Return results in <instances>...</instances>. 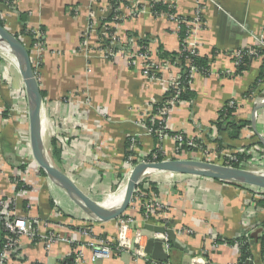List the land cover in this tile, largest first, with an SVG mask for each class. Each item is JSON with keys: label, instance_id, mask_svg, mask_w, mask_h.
Returning <instances> with one entry per match:
<instances>
[{"label": "crops", "instance_id": "0c3cea01", "mask_svg": "<svg viewBox=\"0 0 264 264\" xmlns=\"http://www.w3.org/2000/svg\"><path fill=\"white\" fill-rule=\"evenodd\" d=\"M122 1L128 4L132 0ZM174 2L181 15L195 11V0ZM218 2L220 9L213 4L204 6L201 11L203 24L190 41L199 55L212 59L209 73L194 75L190 85L195 92L193 102L179 103L168 113L167 122L173 131L205 137L209 143H220L222 149L252 146L264 156V146L257 135L264 138L263 106L256 112L255 130L252 128L254 105L264 104L261 100L264 82L259 85L260 93L253 92L252 96L244 98V93L260 74L262 59L254 58L246 70L236 74L231 57V52L237 48L259 44L264 35V0ZM102 8L97 0H17L15 8L5 9V24L11 32L20 30L21 12L27 14L28 30L44 33V49L35 66L42 94L40 129L44 149L52 162L92 199L109 192L118 175L121 181L128 178L130 170L124 164L125 140L137 130V116L147 112L150 103L161 98L171 75L169 69L163 73L164 78L151 80L123 57L109 59L94 36L84 42L82 34L88 16L99 14ZM115 29L122 38L130 31L150 38L154 49L161 46L168 52L179 50L177 24L163 15L155 17L148 10L135 18H126ZM16 88L21 90L20 108L28 111L27 91L16 61L7 53L0 54V159L9 171L19 168L22 182L33 188L22 198L11 181L0 180V196L17 194L22 215L43 218L52 227H58L57 222H60L65 234L74 236L81 244L85 238L73 229L68 232L58 213L78 225L84 223L87 215L61 188L41 174L35 161L28 166L17 161L23 157V151L18 155L16 144L28 131V125L20 123L11 109L10 97ZM231 100L238 106L234 118L250 121V125L241 129L238 138H233L225 125L221 131L212 127L220 109ZM144 141L145 147H152L150 139L144 138ZM140 151L145 152V149ZM153 175L152 180L145 179L155 183L158 197L167 210L147 223L135 210L129 209L127 213L134 220L127 231L130 238L133 239L135 229L146 224H164L175 232L180 245V248L172 246L167 252L170 264H192L194 255L201 251L196 264H226L236 259L244 264L241 256L236 257L231 244L221 243L216 250L208 248L211 235L232 238L241 232L245 194L241 186L197 175L171 176L166 172ZM27 201L33 206L31 210L26 208ZM49 206L58 212L57 216L47 215L49 212L45 209ZM163 216L166 221L161 219ZM119 222L118 219L96 222L94 233L101 239H112L117 235ZM184 229H190L193 235L182 234ZM142 241L145 243L146 239ZM18 248L41 264H61L70 250L69 245L62 242L47 255L40 238L32 242L23 240ZM88 255L87 250L84 264H156L154 260L146 262L134 257L132 251H113L110 258L95 262ZM251 264H260V261L253 256Z\"/></svg>", "mask_w": 264, "mask_h": 264}, {"label": "built area", "instance_id": "2783aa9c", "mask_svg": "<svg viewBox=\"0 0 264 264\" xmlns=\"http://www.w3.org/2000/svg\"><path fill=\"white\" fill-rule=\"evenodd\" d=\"M155 0H132L126 5L119 4L117 8H113L108 0H101L99 3L103 8L98 13H92L88 16V23L86 24L84 33L82 34L83 41L85 42L90 36H94L99 48L106 53L107 57L113 60L114 57H123L127 60L131 66H137L140 68L142 74L151 80L161 79L163 73L167 70H171L170 81L166 85L165 92L172 89V95L166 99L165 103L153 111V104L160 101L150 103V108L147 112H141L137 116L136 127L137 130L128 135L129 146L128 150L135 152L140 156V161L145 160L144 155L150 152L152 149L149 148L147 152H141L138 150V144L140 138H149L152 140V136H156L158 139V145L161 144L160 150L165 155L164 159L173 158H184V159H195L201 161H207L226 166H232V162L238 164L239 168L250 170L259 174H264V156L259 155L256 148L252 146L239 148L235 151L221 149L218 150L215 144L207 142L204 137L189 136L181 131H173L168 125L167 115L168 113L178 105L177 97L180 90V69L175 64H170L168 60L161 59L157 55V49L151 47L150 43L144 45L139 43L145 36H132L131 38H122L116 32V26L124 21L126 18H135L141 12L148 10L152 14V2ZM159 1V0H156ZM163 1V0H160ZM175 0L163 1L168 4L169 7L173 8L174 12L162 14L164 17L175 22L178 26L182 23L187 28V34L184 39L185 49L191 55L199 54L196 50V46L190 41L194 38L197 30L202 26L203 20L201 17V11L206 4H213L220 9V2L218 0H195V11L190 15H181L177 12ZM17 0H2L0 2V18L5 22L7 14L5 9H13L16 7ZM105 13V15H102ZM109 14H113V21L103 22ZM153 15V14H152ZM155 16V15H153ZM156 17V16H155ZM182 17V18H180ZM177 30V31H178ZM34 38L36 41L33 44L26 42L25 38L18 37L22 43L26 46L29 56L31 57L32 64L37 65L41 58V53L44 49V42L40 40L43 36L42 32H35ZM264 35L260 39V44L264 46L263 39ZM114 46H120L118 49H114ZM244 48V47H243ZM242 50L239 49L232 54L234 57V66H237L242 59ZM248 54H256V51L248 47ZM185 66L188 68V75L190 77L189 83H192V79L196 73L207 75L209 73L199 69L192 64L190 59L185 61ZM160 72V76L157 73ZM164 92V93H165ZM20 96L21 90L16 88L12 92L11 98V109L16 119L20 123L28 125V111L20 108ZM229 105L235 106L236 102L231 100ZM6 122V120H3ZM16 149L18 155L21 156L23 151V157L17 160L20 165L28 166L29 163L34 162L30 152L29 135L28 131L20 136ZM25 152V154H24ZM236 154L251 155V158L239 160ZM143 157V158H142ZM155 158V155L153 156ZM135 156L130 155L124 160L125 167L131 169L134 164L133 160ZM28 168V167H27ZM171 176L177 173H169ZM0 180L11 181V184L18 188L20 197L27 196L33 188L29 187L28 184H24L23 178L20 177L19 168H15L9 171L5 168L4 163L0 159ZM124 180V179H123ZM122 180V181H123ZM23 181V182H22ZM1 183V181H0ZM151 181L146 180L144 177L136 184L133 192V196L129 205V208L136 211L137 214L141 215L143 219L149 223L152 218L159 217L161 212L167 210L166 204L160 200L158 193L150 190ZM239 185V184H238ZM244 189V199L242 202L243 212L241 214V232L236 236H242L244 241L242 243L249 242L255 249H251L252 256H246L249 260H253V256L259 259L260 264H264V246L261 258L259 257V248L261 247L262 238H264V189L258 187H252L247 185H241ZM17 194L14 197L7 195L0 196V264H41L32 260L30 256H27L18 246L23 240L33 241L36 238L42 240V248L45 254L49 255L57 244L67 243L70 247L66 258H73L74 264H84L86 258V251H89V259L92 262L97 260H104L110 258L112 252V244H116L115 251H132V255L136 258L150 261L152 259L144 252V246L146 242L143 239L148 238L144 233L146 232L143 228L135 229L133 239L127 235V231L130 225L134 223L132 217L123 218L119 222L117 235L111 241H105L98 237L95 233V223L98 222L93 218L87 216L82 225L75 224L71 218H66L61 213L56 212L51 208L47 215L59 214L62 221L66 224L67 231L73 229V232H79L84 238L85 242L79 243L74 236L65 234V230H62L63 225L57 222L58 227H52L48 224V221L43 218H37L32 216H25L20 213L18 208ZM26 208L31 210L33 206L27 201ZM128 208V210H129ZM127 210V211H128ZM57 216V215H56ZM130 216V215H129ZM166 221L164 216L161 218ZM164 226V224H163ZM73 227V228H72ZM61 228V229H59ZM58 230V231H56ZM259 230L257 234V240L251 243V234L254 231ZM182 234L191 236L192 232L190 229H184ZM151 236L154 239L163 240V248L168 252L173 246L169 241L167 233H152ZM209 249L216 250L218 248V236H209ZM209 240V239H208ZM241 241H235L231 244V247L236 252V257H240L239 247L242 245ZM202 252V251H201ZM196 253L192 259V264H196L198 259L201 258L200 254ZM156 264H170L167 262H156ZM203 264H209L203 262ZM226 264H240L237 259L234 261H228Z\"/></svg>", "mask_w": 264, "mask_h": 264}, {"label": "water", "instance_id": "95a60500", "mask_svg": "<svg viewBox=\"0 0 264 264\" xmlns=\"http://www.w3.org/2000/svg\"><path fill=\"white\" fill-rule=\"evenodd\" d=\"M0 43L7 46L9 50L8 53H10L16 61V65L27 91L28 135L32 158L38 167L45 173L47 179L55 186L61 188L87 216L94 220L104 223L116 220L125 215L129 208L136 184L150 172L197 175L264 189V174L235 166H226L207 161L184 158L163 159L160 161H140L134 164L129 173L120 204L114 207L103 206L86 194L68 174L62 171L47 156L40 129L42 94L29 52L20 38L2 24H0ZM261 100H264V97H261ZM262 106L264 107V104L254 105L252 115L253 130H255L256 112ZM257 135L260 143L264 146L263 136L259 133ZM144 230L146 231L144 233L148 236L144 246V252L150 259L156 262H167L169 260L168 253L163 248V240L154 239L151 236L152 233H167L172 245L180 248V245L176 241L175 232L172 229L165 228L164 226L146 224ZM258 232L259 230L251 234V243L257 240ZM241 260L244 264L252 263L245 255L241 256Z\"/></svg>", "mask_w": 264, "mask_h": 264}, {"label": "trees", "instance_id": "16d2710c", "mask_svg": "<svg viewBox=\"0 0 264 264\" xmlns=\"http://www.w3.org/2000/svg\"><path fill=\"white\" fill-rule=\"evenodd\" d=\"M98 2H100L101 0H97ZM110 2V4L112 5L113 8H117L118 5L120 4V2H123V4H126V2L124 3V1L122 0H108ZM0 2H2V0H0ZM152 14L155 16H161L162 14H166V13H172L174 12L173 8L169 7L168 4H166L163 1H153L152 2ZM182 18V17H180ZM113 14H109L105 19H103V22H111L113 21ZM26 20H27V14L26 13H19V22L21 24V28L18 32H16V36L17 37H24L26 42H28L30 45L33 44L36 39L34 38V34L33 32H31L30 30L27 29L26 26ZM0 24H2L3 26L5 25V22L0 18ZM44 34V33H43ZM187 34V28L185 27V25H183L182 23L179 26V30H178V39H179V50L176 52H168L165 51L163 49V47L159 46V48L157 49V55L159 58L161 59H166L169 61L170 64H175L177 67H179L180 69V90L178 93V97H177V102L181 103V102H189L192 103L194 98H195V92L191 89V84L189 83L190 77L188 75V68L185 66V61L190 59L192 61V64L196 67H198L199 69H202L206 72L209 71L210 69V64H211V60L210 58L206 57V56H201L199 54H194L191 55L188 51H186L185 47V43H184V39L185 36ZM132 36H137V33L135 32H127V38H131ZM41 41L44 42L43 38H40ZM264 42V38L262 39ZM139 43L141 44H146L148 45L150 43V38L148 37H144V39H142ZM120 48V46H114V49H118ZM251 49L256 51V54H248V47H240L237 48L236 50H234L233 52H231V57L232 60L234 59V57L232 56L233 53H235L237 50L241 49L242 52V59L241 62L235 66L236 68V74H241L244 70H246L249 66V64L251 63V61L254 58H258L260 57L262 59V66H261V71L259 76L255 79V81L252 83L250 90L247 91L246 93H244V98H248L250 96L253 95V92H257L260 93L261 90H259V85L261 82H264V46L261 45L260 43L254 47H250ZM29 50V49H28ZM214 53H216V51H214ZM205 74V73H204ZM158 76H160V72L157 73ZM170 95H172V89L169 88L168 91H166L165 93H163V95L161 96V100L156 102L155 104H153V111H156L157 108L159 106H161L163 103H165L166 99H168L170 97ZM238 106L237 104L235 106H230L229 102H226L223 107L220 109V111L218 112V118L216 121H214L212 123V127L216 130V131H221L223 129V126L225 125V127L227 129H230L232 134H233V138H238L241 132V129H243L244 127L250 125V121L249 120H237L234 118V114L237 110ZM143 139V140H142ZM140 138L139 140V144H138V150L140 151V149H145V152H147L149 150V148H151L152 150L150 152H148L147 154L144 155V159L145 160H151V161H160L163 160L165 158V155L162 153V151L159 149L161 144L158 145V139L157 137L154 135L152 136V140L150 141L152 144V147H150L149 145L145 147V141L144 138ZM149 139V138H148ZM129 137L127 136L126 140H125V153H124V159L128 158L130 155L135 156V159L133 160V163H137L138 159L140 158V156H136L137 154L135 152H131L128 150V146H129ZM258 143V142H256ZM252 145V144H250ZM217 148L218 150L222 149V146L220 143H217ZM144 153V152H143ZM155 155V158L153 157ZM236 156L239 158V160L242 159H246V158H251V155H244V154H236ZM143 158V157H142ZM232 166L235 167H239L237 163L232 162L231 163ZM41 174L46 176L45 173L40 169ZM117 182L115 185H113V187H117L119 181L121 180V176H117ZM233 184V183H232ZM235 184V183H234ZM237 185V184H236ZM150 190L157 193V189H156V185L155 183L151 182L150 183ZM241 186V185H239ZM51 210V206L46 207L45 211L49 212ZM121 218L123 219L124 217L121 216ZM157 217H153L152 220H156ZM86 224V223H84ZM113 239V238H112ZM110 239H104L105 241H111ZM235 241H241V243L244 241L242 236H234L232 238L229 237H224V236H218L217 242L218 244L221 243H228V244H234ZM116 244H112V249L115 251ZM263 246H264V238H262L261 241V247L259 248V257L261 258V255L263 253ZM252 247L255 249L254 246H251L249 242L246 243H242L241 247H239L240 250V255H246V256H252L251 253V249ZM61 264H74L73 263V258L68 257L65 260L62 261Z\"/></svg>", "mask_w": 264, "mask_h": 264}, {"label": "rangeland", "instance_id": "374dc122", "mask_svg": "<svg viewBox=\"0 0 264 264\" xmlns=\"http://www.w3.org/2000/svg\"><path fill=\"white\" fill-rule=\"evenodd\" d=\"M7 24H5L4 26L7 28V26H6ZM8 29V28H7ZM9 30V29H8ZM13 31H15L16 32V30H13ZM14 33V32H13ZM6 50H7V48H6V46L4 45V44H1L0 43V54H4V53H7L6 52ZM9 56H11V58H13V56L10 54V53H7ZM14 59V58H13ZM207 137V136H206ZM204 139L206 140V138L204 137ZM208 142V141H207ZM217 146V145H216ZM239 149V148H238ZM235 150H237V149H234V150H231V151H235ZM144 154V153H143ZM154 172H150V173H147L145 176H144V178H147L148 180H152L153 178L152 177H154ZM127 179V178H126ZM126 179H124L123 181H121L120 182V184H118L117 185V187H112V189L109 191V192H107L104 196H106L108 193H112V192H116L117 190H118V188L122 185L121 183H123ZM90 195V194H89ZM91 196V195H90ZM92 197H94L93 195H92ZM94 198H96V197H94ZM115 201H116V199H112L111 201H109L105 206H108V207H110V206H115L116 205V203H115ZM129 209H131V208H129ZM123 217L124 218H130V216L128 215V213L126 212V214L125 215H123ZM118 219H120V218H118ZM122 219V218H121ZM191 235H193V234H191Z\"/></svg>", "mask_w": 264, "mask_h": 264}, {"label": "bare ground", "instance_id": "6f19581e", "mask_svg": "<svg viewBox=\"0 0 264 264\" xmlns=\"http://www.w3.org/2000/svg\"><path fill=\"white\" fill-rule=\"evenodd\" d=\"M6 48H7V46H6ZM8 51L9 50L7 48L6 52L8 53ZM126 181H127V179L122 183V185L118 188V190L116 192L108 193L106 196H103V197L98 196L94 200L99 202L103 206H105L112 199H116V201H115L116 205L115 206H117L118 204H120V202L123 198V194H124L125 186H126ZM51 184L54 185L53 183H51ZM106 207H108V206H106ZM110 207H114V206H110Z\"/></svg>", "mask_w": 264, "mask_h": 264}]
</instances>
